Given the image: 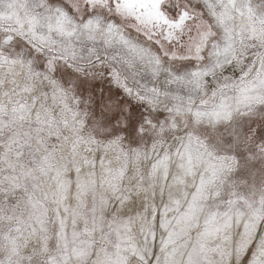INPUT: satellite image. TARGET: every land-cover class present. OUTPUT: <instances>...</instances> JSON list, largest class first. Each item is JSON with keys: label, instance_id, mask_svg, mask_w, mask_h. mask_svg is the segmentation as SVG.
Listing matches in <instances>:
<instances>
[{"label": "snow or ice", "instance_id": "6c2138e0", "mask_svg": "<svg viewBox=\"0 0 264 264\" xmlns=\"http://www.w3.org/2000/svg\"><path fill=\"white\" fill-rule=\"evenodd\" d=\"M0 264H264V0H0Z\"/></svg>", "mask_w": 264, "mask_h": 264}]
</instances>
